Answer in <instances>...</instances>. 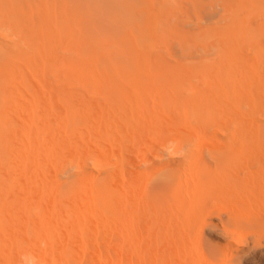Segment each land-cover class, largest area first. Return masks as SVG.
Segmentation results:
<instances>
[{"label":"bare ground","instance_id":"1","mask_svg":"<svg viewBox=\"0 0 264 264\" xmlns=\"http://www.w3.org/2000/svg\"><path fill=\"white\" fill-rule=\"evenodd\" d=\"M263 47L264 0H0L2 215L10 200L26 205L29 196L43 228L54 220L50 204L66 206L62 196L79 184L85 223L104 218L127 240L141 236L140 221L147 232L198 227L189 243L197 264H233L243 228L255 237L264 225ZM83 88L102 92L107 115ZM165 135L179 142L170 158L153 145ZM80 149L90 169L84 161L63 186L51 161ZM98 151L108 167L99 179ZM168 208L174 223L165 226ZM207 229L231 238L219 243ZM72 231L62 232L64 254ZM1 233L0 259L13 251Z\"/></svg>","mask_w":264,"mask_h":264},{"label":"rangeland","instance_id":"2","mask_svg":"<svg viewBox=\"0 0 264 264\" xmlns=\"http://www.w3.org/2000/svg\"><path fill=\"white\" fill-rule=\"evenodd\" d=\"M204 1H208V0H204ZM221 15H222V12H220L219 14L214 15L213 17H209L210 19H208V20H210L211 23H214L215 21L220 19ZM263 49H264V47H263ZM252 53L253 52L251 51L250 54H252ZM252 55H255V53L252 54ZM92 83L93 84H92L91 87H93L95 85L94 82H92ZM90 84H89V87H90ZM79 86H81V85L78 84V87ZM90 89H93V88H90ZM83 91L85 93H87L88 96L92 95L93 97L90 96V97H92V99L95 97L94 94L96 92L97 98L100 99V100H98V102L100 101V103H98L97 105H102V107L104 106V112H105V115H107V98L104 99L103 98L104 95H102V97H101V93L102 92L100 94H98L97 91L94 92L92 90L94 93L92 92V94H89V93H91V90L87 89V91H88L87 92L85 88H83ZM106 96L107 95L105 94V97ZM104 100H106V101H104ZM103 101H104V103H103ZM93 102H97V101H94V99H93ZM81 106H83V105L81 104ZM41 131H44V129H41ZM166 137H167L166 135L163 136V138H165L164 140L163 139L161 140V138H160L158 140V142H154L153 145H154L155 148L159 149L160 150L159 152L161 154H164L166 156V158L167 157L170 158L172 152L174 150L176 151V147H177L176 145H178L179 142L174 141V140H173V142H171L172 140L167 142V141H165L167 139ZM103 143L105 144V143H107V141L103 140ZM166 149H170V151L166 150ZM81 152H83V153H81ZM97 154H98V156H97ZM97 154L94 153V155H92V156H93V158L95 157L96 160L101 161L100 163L102 164V166H99V171H100L99 175H98V179H99L102 175L104 176V175L107 174V170H105V169H107L108 167H107V164H105L106 163V159L102 158V157H105V156H102V151H98ZM74 155H76V156H74ZM86 155H87L86 152L83 151V149H80V150H76L74 152H66V155H64V158H62L63 155L61 156V158H58V157L54 156V158H53L54 161H51L52 163L51 164L49 163V164L51 166L54 164L53 166H55L56 171L58 170L57 171V173L59 174L58 175L59 176L58 179L60 180L62 178L61 181L63 180V182H64L63 186L66 185L65 183H68L67 182L68 180L75 179V178L78 177L77 176L78 172H79L78 171L79 170L78 167H79L80 164H83L84 161H88L89 162V164H88L89 168L88 169H90V165H91L92 162L90 161V159L88 160L86 158L87 157ZM77 156H78V158H76ZM18 157L19 158L17 160V163L22 164L23 160H24L23 159L24 156L20 157V155H19ZM100 158H102V159H100ZM77 163H78V165L76 166ZM100 167H102V169H104V170H100L101 169ZM105 171H106V173H105ZM73 176H74V178H72ZM70 177H71V179H70ZM66 179H67V181H66ZM78 185L79 184H77V188H75V190L73 192L66 193V194H64L62 196V198H64V199L66 198V200H67L66 206L63 203L50 204L51 208L53 207L52 208L53 215L51 214V216H53L54 220H51L52 222H46L45 226L43 228H42V224H44V221H43L44 217L42 215V212L39 211L38 207H37L38 210H36V211H38L39 214H38V212L35 211V209H37V208L34 207V202L32 200H30L29 196L26 198L28 200L26 205H22V202L20 203L19 201L10 200L11 202H9V204H11L10 205L11 208H8L9 204L6 205V208H5L6 211L4 210L5 212L3 213V214H5L4 216L2 215V212L0 211V216L2 215V218L0 217V220L1 219L2 220L5 219L4 221L1 220L2 223L0 221V226H1L0 227V232H2L1 234H4V233L7 234L6 236L4 234V238H7V241L10 243V246L12 247L13 251L11 249L12 252H11V255H9V256H2L1 255L0 264H20V263L23 264V262H24L23 259H26V258H27V260L25 261V263L28 262L30 264V262H34V264L35 263L36 264H39V263L43 264V262L46 261L45 257L46 258L48 257L47 258L48 261L44 262L45 264H52V262H53V264H77V262H80L79 264H93L94 262H96L95 264H98L97 262H99L100 264H119V262H120V264H128L129 261H130L129 264H197V260H196L195 257H193L194 255L192 253L193 252L192 250H194V249L192 248V245H189V243L192 244V242H195L194 240H197V236H196V231L195 230L198 227L195 226L196 227L195 229L191 228L189 230V228H190V226H189V228L185 229L184 231L178 232L176 229H174L170 225L171 223H174V222L173 221L170 222V219L167 218L169 216V214H170L169 208H168V210L166 211L167 212L166 213V219H165L166 222L164 224H165V226H167L169 224L170 227L163 228V230H161L162 232L161 231L160 232L156 231L155 228L152 229L153 231L147 232L146 229L144 230L145 222L140 221L139 222L140 226H138V228H140L139 230L141 232L143 231L141 236L139 234L138 236H132L133 238H131L130 240H127V239H125V237L128 238L127 236H125L123 234L125 236V237H123L121 235L120 231H118L117 229L115 230L114 228L110 227L111 226L110 224L107 225V223L105 221H103L104 218L102 219V217H100V219H102V220H99L98 219L99 217L95 216L94 218H91L93 221L89 220V222L87 221V223H85L83 221V219H80L81 218L80 217L81 214L78 215L79 211H76V208L79 209V205H80L79 201L82 202V200L80 199L79 195H82L85 192H84L83 186L81 185L78 188ZM15 192H16V194L22 193L20 190H16ZM27 193H28V191H27ZM166 195L167 194H165L164 196H166ZM69 197H71V198H69ZM12 198H13V196L10 197V199H12ZM76 198H78V199H76ZM157 198L158 197H155V199H157ZM167 200H169V199L166 198L165 199V203L168 204ZM158 201H159V199L158 200H154V202H156V203ZM46 205H47V203L44 202L42 206H46ZM82 205H80V207L84 208V206H82ZM20 206H25V210H24L25 212L24 213H21ZM26 207H27V209H26ZM68 208H69V211L71 212V214L69 213V214L66 215V213L68 211ZM28 210H29V215H28ZM74 210L77 213H74L73 212ZM33 213H35V215ZM151 213L150 212L146 213L150 217V219H151L150 215L153 214V213L152 214ZM30 215H32V216H30ZM225 215H224L223 219L226 218L227 215L226 216ZM23 216L30 217L29 218L30 220L28 221L29 224H28L27 220L25 218H23ZM33 216H34L35 220L38 219L37 221H43V222L40 223V228L39 227H35L36 222L33 221V219H32ZM67 216H69V217L67 218ZM36 217H38V218H36ZM65 218H67V219H65ZM154 218L155 217H153V219ZM59 219H61V220L63 219V220L60 221ZM23 220H24V222H23ZM116 220H117V222H119V219L116 218ZM212 220L214 222H219V219L216 216L213 217ZM74 221H75V223H74ZM95 221H96V223H95ZM70 222H72L74 224V226H72L73 224H71ZM93 222H94V224H93ZM90 223H91V225H90ZM142 223L144 225H142ZM66 224H67V226H66ZM68 224H71V225H68ZM26 225H29V227L26 226ZM15 226H16V228H15ZM67 227L69 228V230L72 228L73 229V231H72L73 233L72 234L76 235V236H73L70 239V243H69L70 245L68 244L69 246H67L68 250L70 249L71 252H73V253H70L72 256L71 255L68 256L69 254L66 255L68 252H70V250L67 253H66V251H67L66 250L65 254L63 252V250H65V245H66L63 240L68 238V237H66L65 234L63 235L62 232H65V229H68ZM257 227H258V229H257ZM257 227H255L254 230H253L254 233H256L255 237H253L254 236L253 232L251 234V230L252 229L250 227H248V230H249L248 232L249 233L247 232V228H246V230H244V228H243V234L246 235L247 238L243 240L245 242L244 245H242L243 241H241L242 244H241L240 247H239L240 243H236V244H238V246L234 245L235 248L238 247V249L237 250H233V252H234L233 254L236 253L235 255H233V257L234 256L236 257V258L234 257L233 260L235 259L236 262H240V263H236V264H241V263L242 264H247V263L248 264H264V244H263L264 243V225L257 226ZM25 228H26L27 231L30 230V233L27 234L26 231H25ZM27 228H29V229H27ZM35 228H37V230ZM41 228L45 229L44 230L45 233L41 230ZM145 228H147V226ZM12 230H14V232H12ZM51 230H52V232H50ZM61 230H64V231H61ZM76 230L78 231V233H77ZM257 230L259 231V236H258V233H257L258 231ZM82 231L84 232V234H82V235H85V237H84L85 239L83 241V242H85V244H84L85 246L84 247L81 246V243L83 244V242H82L83 238L82 237L80 238V236H79L81 233H83ZM94 231H95V233H94ZM32 232H34V233H32ZM36 232H38V233H36ZM40 232H42V234H43L42 236L45 235L44 238L41 236ZM194 232H195V235H194ZM50 234L52 235V238L50 237ZM205 234L206 235L211 234V236L213 238H215L219 243L221 242L222 244H224V242H228V240H230V238H231V237L229 238V237L224 236L220 232L219 233H214L212 231H209L208 229L206 230ZM260 235H262V237ZM155 236H157V237H155ZM256 236H257V238H256ZM22 237H23V239H22ZM46 237H47V239H46ZM77 237H78V239H76ZM55 238L59 239L60 242L57 243V240ZM14 239H16V240H14ZM17 239L18 240L22 239V240L19 241L20 247H18V249H16L17 245H19V244H17L18 243ZM43 239L44 240L46 239V242H43ZM257 239L261 240L263 245L255 244V246H254V243H257V241H255ZM23 241H25L26 243L23 242ZM21 242H22V244H21ZM41 242H43V243H41ZM92 242H94V243H92ZM159 242H160V244H159ZM132 243H134L135 245L132 244ZM42 244H43L44 247H41ZM138 244H140L141 246H137ZM128 245L130 246L129 248H128ZM94 247H96L98 249V252H97V249H95ZM38 248H39V250H38ZM186 248H188V249H186ZM78 249H80V250H78ZM94 249H95V251H92ZM137 249H138V251H137ZM140 249H142V250H140ZM44 250H45V252H43ZM17 251H19L20 254ZM38 252H40V253H38ZM140 252H142V253H140ZM25 253H26V255H25ZM31 253H34V254H31ZM42 253H43L44 258L42 256ZM92 253H95V254H92ZM216 253L219 254V251L216 252ZM216 253H212V255L213 254L216 255ZM39 254L42 257L41 256L39 257ZM218 254L216 255L217 257H218ZM76 255H78V257ZM81 255H83V256H81ZM92 255L94 257H96V258L92 257ZM56 256H58V257H56ZM216 256L214 257L215 260L217 259ZM238 256H240L241 258L238 257ZM80 258H82V260ZM97 258L99 260H97ZM28 259H29V261H28ZM41 259H45V260H41ZM94 259H96V260H94ZM93 260H94V262H93ZM166 260H168L169 262L166 261ZM40 261H42V262H40ZM235 261H233V264H235L234 263ZM198 264H201V263L198 262Z\"/></svg>","mask_w":264,"mask_h":264}]
</instances>
